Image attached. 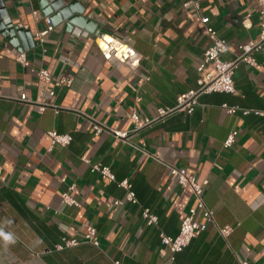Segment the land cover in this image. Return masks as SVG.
Returning <instances> with one entry per match:
<instances>
[{
    "label": "crops",
    "instance_id": "1",
    "mask_svg": "<svg viewBox=\"0 0 264 264\" xmlns=\"http://www.w3.org/2000/svg\"><path fill=\"white\" fill-rule=\"evenodd\" d=\"M76 1L95 31L64 21L41 43L36 33L48 25L42 0H0V264H264V117L221 107L264 110V44L256 66L236 69V93L203 94L192 114L176 111L139 129L130 119L134 111L155 117L197 88V68L211 45L201 17L228 42L226 60L257 40L256 3L196 0L197 10L184 6L188 0ZM8 23L30 35L10 38ZM22 52L28 66L17 60ZM39 69L71 77L72 85L52 96ZM94 120L128 137L97 135ZM52 130L70 133L71 143L52 144ZM96 163L108 165L116 180L93 171ZM171 166L208 179L207 206L220 226L233 227L227 237L209 227L174 259L160 234L179 233L195 198ZM125 179L137 203L116 205L125 199ZM66 191L78 204L62 201ZM144 208L157 224L147 223ZM88 226L97 228L99 246L83 240ZM65 239L81 243L66 247Z\"/></svg>",
    "mask_w": 264,
    "mask_h": 264
},
{
    "label": "built area",
    "instance_id": "2",
    "mask_svg": "<svg viewBox=\"0 0 264 264\" xmlns=\"http://www.w3.org/2000/svg\"><path fill=\"white\" fill-rule=\"evenodd\" d=\"M259 10V15L261 19V32L257 40L250 41L239 46L240 53L233 60L224 59V54L227 53L230 48L228 42L220 38L216 30L209 25V17H201V22L204 24L205 30L209 38L211 39V45L204 53V57L200 64L198 65L199 77L197 80V88L180 94L177 97V103L173 107H160L158 108L157 115L155 117H140V115L134 111L130 114V119L135 122L136 128L150 125L156 121L163 120L170 114L176 111H185L188 114H192L195 110L196 105L199 103V99L203 94L213 93V92H226V93H236V85L234 81V75L236 69L241 62L248 63L252 66L257 65V59L255 53L261 49L264 44V0H253ZM185 7L194 6L199 10L200 6L196 0H188L184 3ZM34 15H40L38 10L34 11ZM48 25L47 28L36 33V37L39 42H44L49 32L54 29L50 19L46 17ZM244 24L248 26L245 22ZM17 60L25 66H28L30 62L26 58L25 53H21L17 56ZM39 80L45 82L47 85H51L54 89L51 90L50 94L55 95V89L57 87H70L72 85L73 79L71 77H53L47 69H39L37 71ZM1 78V77H0ZM46 105L41 104V109H45ZM222 109L228 114H235L241 111L244 115L254 113L258 116L264 117V110L260 109H248L240 106L229 105L224 103L221 105ZM93 129L95 134H100L105 130L112 131L116 137L121 139L128 137V132L118 131L111 129L97 120L93 122ZM237 131H233L225 141V146L229 147L235 140ZM48 135L51 138L52 144H60L62 146H67L71 143L73 136L70 133H60L58 131H49ZM92 170L99 172L104 178L111 181H115L116 177L112 173L110 167L103 163H96L92 165ZM170 172L176 181L181 186H188L195 198V204L189 208L187 214L185 215L179 233L176 236L167 235L165 233L160 234L161 244L164 249H168L171 253L170 258L174 259L175 255L183 251L192 240L200 235L203 231L207 230L211 226L218 228L220 233L227 237L233 230L231 225L220 226L216 221L215 211L208 207L204 199L205 186L209 183L208 179L199 180L197 176L191 173L186 168L171 166ZM123 186L127 192L124 200H116L115 204L120 205L125 201L137 203L136 194L133 190L132 183L125 179L119 183ZM75 185H72L69 189H74ZM62 201L68 204H78L76 199L66 191L62 195ZM202 213V220L197 218L198 212ZM143 216L149 225L157 224L159 222V217L151 211L150 208L143 209ZM84 241L99 246V236L97 228L94 226H88L83 238ZM81 243L77 239H65L66 247L76 246ZM64 246H60L62 249ZM113 264H123L120 259H114ZM243 264H248L246 261Z\"/></svg>",
    "mask_w": 264,
    "mask_h": 264
},
{
    "label": "water",
    "instance_id": "3",
    "mask_svg": "<svg viewBox=\"0 0 264 264\" xmlns=\"http://www.w3.org/2000/svg\"><path fill=\"white\" fill-rule=\"evenodd\" d=\"M42 13L48 17L52 25H57L62 22L67 23V28L72 26L84 27L87 30L95 31L94 21L84 15L83 7L78 6L77 1L65 4L62 0H42ZM6 13H3V17ZM9 24L7 34L10 38L15 39L17 36H22L23 31L30 35V31L19 29L12 23Z\"/></svg>",
    "mask_w": 264,
    "mask_h": 264
},
{
    "label": "bare ground",
    "instance_id": "4",
    "mask_svg": "<svg viewBox=\"0 0 264 264\" xmlns=\"http://www.w3.org/2000/svg\"><path fill=\"white\" fill-rule=\"evenodd\" d=\"M108 40H110V39H108ZM102 47L105 49V50H107L108 48H109V44H106V43H102ZM120 55H122V53H120Z\"/></svg>",
    "mask_w": 264,
    "mask_h": 264
}]
</instances>
